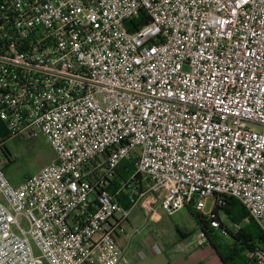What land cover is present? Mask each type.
<instances>
[{
  "label": "built area",
  "instance_id": "2783aa9c",
  "mask_svg": "<svg viewBox=\"0 0 264 264\" xmlns=\"http://www.w3.org/2000/svg\"><path fill=\"white\" fill-rule=\"evenodd\" d=\"M0 121L54 156L17 186L0 156V264H129L134 208L223 197L264 234V0H0Z\"/></svg>",
  "mask_w": 264,
  "mask_h": 264
},
{
  "label": "rangeland",
  "instance_id": "374dc122",
  "mask_svg": "<svg viewBox=\"0 0 264 264\" xmlns=\"http://www.w3.org/2000/svg\"><path fill=\"white\" fill-rule=\"evenodd\" d=\"M3 148L5 153L12 158V162L8 164L3 157L2 151H0V156L2 157L1 165L2 167L4 166L7 179L11 181H19L25 176L38 172L43 167L47 166L51 159H53V152L42 137L33 140H25L21 137L11 138L5 140ZM212 207L213 204L211 199H207L200 213L208 215ZM157 211L160 214V218L155 225H153L155 233H153V235L157 237V243H159V245H154L144 234L137 236L134 244H137L143 252L133 254L129 264H177V261H187L184 247L191 238L192 240H196L194 245H206V240L201 236L195 223L193 224L186 208L172 215H167L158 209ZM220 217L223 224L229 230L235 231L237 229L234 225L227 223L224 217ZM19 225L22 229H27L26 223L21 218ZM177 228L187 235L186 238H191L188 240L183 239L177 232ZM211 228L215 227L211 226ZM213 230L219 233L218 229L215 228ZM219 235L221 234L219 233ZM223 236L225 238L227 237V235ZM141 241H143L147 247L143 246ZM207 261L208 264L215 262L211 259Z\"/></svg>",
  "mask_w": 264,
  "mask_h": 264
},
{
  "label": "trees",
  "instance_id": "16d2710c",
  "mask_svg": "<svg viewBox=\"0 0 264 264\" xmlns=\"http://www.w3.org/2000/svg\"><path fill=\"white\" fill-rule=\"evenodd\" d=\"M137 24L141 25L140 17L130 22L126 29L127 32L131 33V26L135 27ZM1 151L3 157L9 160L3 148ZM9 163H11L10 160L8 161ZM2 170L5 173L4 166ZM133 170L132 160L121 161L117 166L116 178L113 180V184L118 183L120 180H126ZM118 202L125 209L130 207L129 201L124 196L122 198L121 196L118 197ZM189 214L195 221L200 234L213 249L221 264H249L246 253L256 246L264 248V234L249 217L245 208L232 197L221 198L220 203L215 204L210 212L213 215V219L218 223V230L222 236L217 231H214V228H211L210 222L212 219L207 215H203L191 207L189 208ZM220 216L224 217L227 223L236 225L237 229L235 231L229 230L223 224ZM222 230L226 232V238L221 233Z\"/></svg>",
  "mask_w": 264,
  "mask_h": 264
},
{
  "label": "crops",
  "instance_id": "0c3cea01",
  "mask_svg": "<svg viewBox=\"0 0 264 264\" xmlns=\"http://www.w3.org/2000/svg\"><path fill=\"white\" fill-rule=\"evenodd\" d=\"M8 139L10 138L7 135V130L5 126L3 125V123L0 121V151L4 147L5 140H8ZM8 158L12 162V158H10L9 155H8ZM9 160H6V162L8 163ZM52 160L53 159H51V161ZM51 161L47 165H49ZM25 177L19 181H11V180L9 181L12 185L17 186L25 179ZM186 209H187V212L189 213V208H186ZM159 218H160V214L158 211L156 215L154 216V218L150 219L149 215L144 210H142L140 207H136L130 212V218L126 226L125 234L117 239L118 244L124 250L125 254L128 256L129 262L133 254L143 252L137 244H134V241L137 238V236L144 234L146 238H148L151 242L154 243V245L156 246L159 245V243H157V237L153 235L154 233L153 225H155V223L159 220ZM190 218L192 219L191 216ZM192 221L194 224L195 221L193 219ZM195 226L197 227L196 223H195ZM176 230L177 232L181 234L179 235L183 239L188 240L191 238V237L186 238L187 235L182 233L178 228ZM194 242L196 243V240H192L191 238V240H188V243L184 247L185 257L187 258V261L186 260L177 261V264H208L207 260L209 259L215 261L212 264H221L217 256L215 255L213 249L210 247L207 241L205 243L206 245H200V246L196 244L194 245ZM141 243L143 246L147 247V245L143 241H141Z\"/></svg>",
  "mask_w": 264,
  "mask_h": 264
}]
</instances>
